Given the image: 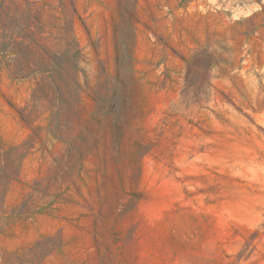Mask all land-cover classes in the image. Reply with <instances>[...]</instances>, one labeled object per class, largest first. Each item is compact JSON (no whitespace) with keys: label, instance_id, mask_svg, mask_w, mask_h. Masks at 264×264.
Segmentation results:
<instances>
[{"label":"rangeland","instance_id":"rangeland-1","mask_svg":"<svg viewBox=\"0 0 264 264\" xmlns=\"http://www.w3.org/2000/svg\"><path fill=\"white\" fill-rule=\"evenodd\" d=\"M0 264H264V0H0Z\"/></svg>","mask_w":264,"mask_h":264},{"label":"bare ground","instance_id":"bare-ground-1","mask_svg":"<svg viewBox=\"0 0 264 264\" xmlns=\"http://www.w3.org/2000/svg\"><path fill=\"white\" fill-rule=\"evenodd\" d=\"M260 123V122H259Z\"/></svg>","mask_w":264,"mask_h":264}]
</instances>
